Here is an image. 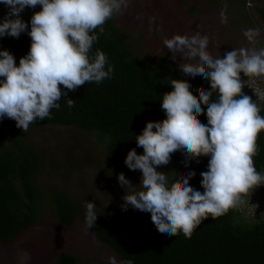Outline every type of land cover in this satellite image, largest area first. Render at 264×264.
<instances>
[{
	"label": "clouds",
	"instance_id": "1",
	"mask_svg": "<svg viewBox=\"0 0 264 264\" xmlns=\"http://www.w3.org/2000/svg\"><path fill=\"white\" fill-rule=\"evenodd\" d=\"M0 4L7 9L0 18V37L27 32L31 38L29 51L18 64L10 51L0 49V119H13L26 132L33 122L60 108L62 95L71 109L75 101L68 97L69 91L113 74L103 51L97 49L94 57L89 53L98 40L95 30L118 15L127 0H0ZM37 5L42 7L26 23L21 13ZM260 34L258 27L244 32L249 42ZM163 43L173 59L178 53L183 62L196 65L180 70L183 77L193 83L208 80L210 89L195 93L198 102L190 86L170 80L173 91L161 99L167 119L146 122L135 138L143 152L133 148L125 157L129 169L141 170L143 190L125 191L122 208L142 211L161 237L182 233L191 238L204 219L226 214L244 202L243 195L250 189L264 185V173L257 171L253 160L258 135L264 131V116L256 101L264 100V91L255 90L258 99L253 100L242 92L241 79V73L264 77V48L253 52L233 48L214 58L208 54V41L200 36L188 40L176 34ZM202 113L207 124L196 118ZM180 153L185 156L184 167L189 159L199 163V157H209L207 170L200 173L202 192L190 185L196 175L193 170L174 187L161 174ZM117 179L125 190L132 189L122 172ZM95 209L92 201L86 203V229L95 225ZM108 264H117L116 258L110 256Z\"/></svg>",
	"mask_w": 264,
	"mask_h": 264
},
{
	"label": "trees",
	"instance_id": "2",
	"mask_svg": "<svg viewBox=\"0 0 264 264\" xmlns=\"http://www.w3.org/2000/svg\"><path fill=\"white\" fill-rule=\"evenodd\" d=\"M236 1L240 6L245 5V0ZM41 7L25 8L21 13L24 21L29 22L33 12ZM252 8L257 19L264 24V0ZM6 11L0 4V18ZM116 18L117 15L95 30L98 40L89 53L94 57L99 49L106 54L114 67L110 78L100 83L86 82L69 91L68 97L75 101L71 109L62 95L60 108L52 109L50 117L33 122L26 132L18 128L13 119H0L1 253L15 250L35 228L59 226L67 230V241L65 249L56 253L50 264H82L83 260L86 261L82 257L86 244L105 247L117 263L122 264H264V212L256 220L247 222L240 217L238 207L231 208L216 219L211 216L204 219L194 229L191 238H185L182 233L165 238L158 234L150 217L121 216L110 209H101L99 203L92 200L98 215L95 225L91 229L85 228L86 203L91 200H79L57 180L74 172L81 160L74 158V142L79 144L93 138L91 150L103 145L105 171L136 174L141 170L129 169L124 163L125 157L133 148L138 154L143 152L135 138L146 122L167 119L161 108V99L165 92L173 91L170 80L190 86L193 98L198 102L195 93L210 89L208 80L193 83L181 76L166 55L152 65L133 54L132 44L117 26ZM28 26L30 28V23ZM30 42L27 32L19 37L5 35L0 37V49L10 51L18 64L20 57L29 51ZM242 92L255 100L250 89L242 87ZM210 99L214 101L215 94ZM256 102L264 116V100ZM202 108L206 111L205 105ZM196 118L207 124L204 113ZM63 133L70 135L63 138L61 148L56 150L62 154L61 160L50 163L53 160L47 161V156L51 154L44 149L51 146L42 145L35 139H55L56 135ZM256 142L258 154L253 157L254 165L257 171L264 173V131L260 132ZM84 156L90 163V154L86 152ZM198 159L199 163L189 159L188 166L184 167L183 153L171 158L172 170L167 177L169 185L174 187L175 182L178 184L188 171L193 170L196 175L190 185L202 192L200 173L207 170L209 157ZM95 167L103 172L101 165L96 163ZM254 193L264 195V185L250 189L243 195V201ZM118 206L122 207L120 203Z\"/></svg>",
	"mask_w": 264,
	"mask_h": 264
},
{
	"label": "rangeland",
	"instance_id": "3",
	"mask_svg": "<svg viewBox=\"0 0 264 264\" xmlns=\"http://www.w3.org/2000/svg\"><path fill=\"white\" fill-rule=\"evenodd\" d=\"M261 1L245 0V5L240 6L236 0H127L126 6L117 15L116 24L131 42L133 54L152 65H156L159 59L166 55L170 65L181 75L180 70L196 65L183 62L178 53L177 58L173 59L163 43L165 38L180 34L192 40L200 36L208 41V54L214 58L223 56L226 51L233 48H245L249 52L259 51L264 45V24L257 19L252 6ZM257 27L261 29L260 36L254 42H249L244 36L245 30ZM241 79L253 81L264 91V77H246L241 73ZM69 135V133L56 135L59 137V139L54 137L57 140L37 137L35 141L52 147H45L44 150L51 154L47 156V161L53 160L50 163H54L61 160L62 154L56 150L61 148L60 142L63 138ZM90 142H94L93 138H89V141L85 139L79 144L77 141L74 142L76 145L73 151L74 158L81 160L77 162L74 172L67 173L64 179L59 177L57 180L63 182L79 200H93L94 203H99L101 209H110V212L121 216L149 218L131 206L126 210L118 206L119 203L124 204L125 191L143 190L140 185L141 172L124 174L133 184L132 189L125 190L118 183V174L110 169L105 171L103 145L99 144L96 150H91L93 147ZM86 152L90 154V163L84 158ZM96 163L101 165L103 172L97 170ZM171 170L170 164L168 168L161 170V174L167 178ZM57 171L64 174L62 169ZM238 209L243 221L256 220L264 212V195L261 193L250 195ZM65 233L67 234V230L59 226L35 228L27 233L26 239L15 250L11 252L4 250L2 253L0 251V264H50L56 253L65 249L67 241ZM89 245L86 244L85 250L82 251V257L86 260L82 259V264H108V258L113 256L112 253L105 247Z\"/></svg>",
	"mask_w": 264,
	"mask_h": 264
},
{
	"label": "built area",
	"instance_id": "4",
	"mask_svg": "<svg viewBox=\"0 0 264 264\" xmlns=\"http://www.w3.org/2000/svg\"><path fill=\"white\" fill-rule=\"evenodd\" d=\"M244 82H245V84L243 85V87H246V88L250 89V90L252 91V94H253V96H254V99L257 100L258 97H257V95H256V93H255L254 91H255V90H260V91H262L261 88L258 87V86H257L253 81H251V80H245ZM257 101H263V100H257Z\"/></svg>",
	"mask_w": 264,
	"mask_h": 264
}]
</instances>
